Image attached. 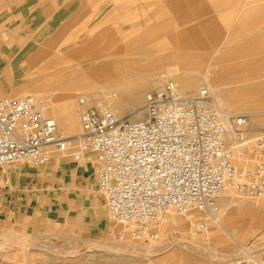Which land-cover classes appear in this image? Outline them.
<instances>
[{
	"label": "rangeland",
	"instance_id": "rangeland-1",
	"mask_svg": "<svg viewBox=\"0 0 264 264\" xmlns=\"http://www.w3.org/2000/svg\"><path fill=\"white\" fill-rule=\"evenodd\" d=\"M23 1V38H27L38 26L52 29L50 34L47 33L49 29L38 33H44L42 39H47L46 45L35 49L36 52L39 50L40 60L37 58L33 64L27 62V67L35 68L48 60L60 59L66 71L71 68H79L84 73L90 71L92 79L88 85L56 91L54 87H46V78L40 76L35 86L29 84L27 88H16L10 95H0V100L32 95L43 99L38 101L41 106L49 107L50 102H55L65 111L69 104L62 96L61 99L57 96L69 93L68 96H74L72 103L80 121L83 112L80 98L87 96L92 100H102V96L109 92L103 94L100 90V85H103L101 77L105 72L100 68L104 64L111 66L108 74H115L119 66L126 63L129 66L126 69L133 75L142 76L147 72L151 76H166L157 87L146 90L147 95L159 90L166 79L175 82L180 79L173 73L169 74L167 70L172 67L181 66V70L189 74V80L195 79L196 74L208 72L216 74L214 79H218L219 75L223 78L222 106L231 112V122L237 115L246 114L248 119L244 143L233 142L230 133L225 138L234 166L240 170H254L263 164L264 153L258 151L257 140H264V86H261L264 83V0ZM164 1L169 11L178 13L159 14V7L164 8ZM165 19L166 24L162 22ZM135 25H145L146 30H130ZM213 34L221 39L220 43L226 40V46H194H208ZM124 42L131 45L124 46ZM79 48L101 51L90 55L88 60L86 53L73 54ZM221 67L224 72L218 71ZM20 80L15 78L14 81ZM176 85L182 93H195L205 87L202 84L197 89L182 91L179 83ZM85 89L90 91L75 92ZM147 95L143 100L124 95L116 116L140 118ZM249 111H258L259 114L247 113ZM237 146L242 151L241 157L246 159L243 163L235 157ZM73 151L66 152L64 156L69 162L77 163L72 159ZM47 165L27 162L6 165L10 171L21 166L42 169L43 176L27 175L11 179L10 188L20 201H13L10 210L6 205L0 208V264L262 263L264 228L258 217L264 214V189L250 198L239 195L233 186L229 187L232 194L230 207L221 212L217 207L219 198L216 202L224 225L215 222L217 217L209 212L193 209L188 213H179L172 210L171 215L167 214L159 225L152 228L151 235H157V239L151 236L134 239L127 234L125 239L120 240L114 236L115 228L108 213L107 201L97 192L94 177L91 174L87 179L83 174L66 175L61 168L48 173L53 161ZM84 193L88 195L84 197ZM57 194L60 195V204L50 202L52 195L56 197ZM83 197L88 200L89 206L84 210L81 208ZM97 198L100 204L95 206L101 208L95 209L93 205ZM247 205H252V209H247ZM236 206L240 209L233 212ZM95 210L105 216V229H95L91 223L93 215L94 219L98 218L95 217ZM203 222L209 223L208 228L192 236L193 230ZM109 223L111 226H107Z\"/></svg>",
	"mask_w": 264,
	"mask_h": 264
},
{
	"label": "built area",
	"instance_id": "built-area-1",
	"mask_svg": "<svg viewBox=\"0 0 264 264\" xmlns=\"http://www.w3.org/2000/svg\"><path fill=\"white\" fill-rule=\"evenodd\" d=\"M114 96L80 98L82 130L74 137L63 136L32 95L1 99L0 167L21 162L45 166L53 149L69 152L76 142L74 161L87 153L96 158L98 193L107 201L114 236L120 240L127 234L157 239L151 230L170 210L209 212L220 221L216 200L228 184L250 198L264 189V161L254 170L234 166L225 140L228 131L212 107L208 88L182 94L166 79L148 94L138 119L116 116L109 107ZM232 121L233 142L244 143L247 117ZM257 143L264 153V140ZM205 230L201 223L191 235Z\"/></svg>",
	"mask_w": 264,
	"mask_h": 264
},
{
	"label": "bare ground",
	"instance_id": "bare-ground-1",
	"mask_svg": "<svg viewBox=\"0 0 264 264\" xmlns=\"http://www.w3.org/2000/svg\"><path fill=\"white\" fill-rule=\"evenodd\" d=\"M123 44H124V46H130L131 45L130 43H127V42H124ZM194 46L205 47V48L208 47V46H204V45H194ZM80 49L81 48H79L78 51L76 50L75 53H73V54L77 55V53H79V54L86 53V55L88 56V60H90V58H89L90 55H92L93 53H98V51L99 52L101 51V50H94V49L91 50L88 48H86V50H80ZM75 60H77V59H75ZM63 65H64L63 62L60 61V59H59V61L58 60H48L47 63L40 65V71L41 72L38 74L35 73L36 74L35 78H29V79H26V81L28 82V84H32V86H35V83L38 82L37 78L42 76V77L46 78V80L44 81V83L46 84V87H51V88L54 87L56 91H58L59 88H63L64 89L63 91H65L67 89L71 90L73 86L88 85V83L92 79V75H91L92 73L90 71L87 73H84L83 72L84 70L81 71V69H79V68H77V70L71 68V70L66 71V68ZM117 65H118V63H117ZM82 67H84V66H82ZM110 67H111L110 64H104L101 66V68H100L101 71H105L101 77L102 82L101 81H96V82H99V83L101 82L103 85H100L99 83H96V82H95V84L100 85V90L102 91L103 94L109 91L108 93L111 92L115 95L109 101V107L115 113V115H117V108L120 104L119 102L123 98L124 95H127L128 97L134 98V100L135 99L143 100L144 97L147 95V94H145L146 90H150L152 88L157 87L161 83V80L163 81L166 78V76H163V75L159 76V77L151 76L147 72L143 73L142 76L133 75L129 72L130 70L126 69L129 67L126 65V63L125 64L122 63V65L119 66L120 69L118 71H116L115 74L114 73L108 74L107 71L110 69ZM87 69H89V67ZM167 71H170V73H169L170 75H171V73H173V74H175L174 75L175 77L180 78L179 80H176V82L179 83V85L182 88V91H184V90L185 91L186 90L191 91L192 89H197L198 86H200V85L202 86V84H204V86L206 88H208L211 93L214 94L216 110H215L214 103H212V107L214 108V111L216 112L219 121L224 125V127L226 128L228 133H230L232 135V139H233V123H232L233 121L231 122V115L232 114H231V112L226 111L222 106V103L224 102V98L222 96V90L225 87L223 78L222 77L220 78V75L217 74V75H219L218 79H214V76H216V74L212 75L211 73L207 72L205 74H196L194 76L195 79L189 80V78H188L189 74L187 73V71H182L181 66L172 67V68H170V70H167ZM218 71L224 72L223 67H221V69H218ZM222 72L220 74H223ZM173 82L176 83L175 81H173ZM177 88H178V86H177ZM178 90H179V88H178ZM83 91H85V93H86L90 90L85 89L82 91L78 90L75 92H76V94H79V93H82ZM179 92H180V90H179ZM180 93H182V92H180ZM64 94L66 95V93H64ZM68 94L66 96L63 94L57 96V98H59V99L64 98V101L69 104L68 110L62 111L60 107L56 106L55 102H50L49 107L41 106L39 102H38V105L42 109V111L44 112V114L46 116L50 115L49 117H52L56 120L58 127H60L61 133H63L62 134L63 136L72 137V136H76L77 134H79L81 132L82 123H81V115H80V121H79V117L77 115V113H78L77 109L72 103L74 96L70 97V96H68ZM182 94H184V93H182ZM36 97L37 96H35V98ZM105 97H106V95L102 96V99H104ZM7 98H10V97H7ZM12 98H14V97H12ZM75 98H76V96H75ZM87 98H89V97H87ZM89 99L92 100L91 98H89ZM36 100L42 101L43 99H40L38 97V98H36ZM247 113L259 114L258 111H249ZM244 115H246V114H244ZM246 138H247V132H246ZM249 142H250V140H249ZM76 147H77V145L74 144L73 149ZM69 152H67V153H69ZM65 153H60V152L54 150L51 153L52 154L51 155V161L60 163L62 161L61 157L63 158ZM241 153H242V151L240 149V146H237L235 149V157L239 163H243V161L246 160L244 157L243 158L241 157ZM92 155L93 154H91V153L84 154L82 159L78 163H76L77 165L80 166V170H83V168H82L83 164L92 162L91 160L94 158ZM95 163H96V168H97L98 164H97L96 160H95ZM4 166L6 168V165H4ZM21 167L25 168V166H21ZM59 167H61V166H59ZM29 168L32 169V167H29ZM231 186H233V188L235 190V186L233 184H228L226 186V188L224 189V191L221 193V195L218 197L219 201H218L217 207L220 208L221 212L226 211L230 207V204L232 202V194H231V191H229V189H228L229 187L231 188ZM98 202L100 204L99 199H98ZM216 202H217V200H216ZM172 213H173V211L170 210L168 214L171 215ZM169 219H171V218L169 217ZM219 220L220 221L217 220L215 222H217L221 225H224L222 223V220L221 219H219ZM189 223H191L190 220H189ZM203 223L205 224V228L207 229L209 223L208 222L207 223L203 222ZM188 244H189V242H188ZM191 244H193V243H191ZM259 264H264V257L262 258V263H259Z\"/></svg>",
	"mask_w": 264,
	"mask_h": 264
},
{
	"label": "crops",
	"instance_id": "crops-1",
	"mask_svg": "<svg viewBox=\"0 0 264 264\" xmlns=\"http://www.w3.org/2000/svg\"><path fill=\"white\" fill-rule=\"evenodd\" d=\"M164 8L159 7L160 11L159 14L167 15V14H176L178 12L169 11L167 7V2L164 1ZM23 10H24V1L23 0H0V95H10L11 93H14V89L16 88H27L29 86L28 82L22 81L29 78H35V75L40 73V66H36L35 68H29L27 67V62L34 63L37 58L38 60L40 57L39 50L38 52L35 51L36 48H41L42 45H46V40H43L42 37H44V33L38 34L40 30H47V33H52L51 27L49 26H41V27H35V31L32 32L28 37L23 38V30H24V18H23ZM164 10V11H163ZM35 17L32 18V22L35 24ZM51 18L48 19L47 23L49 24ZM55 21V19H54ZM53 21V22H54ZM64 21V20H63ZM163 23H167V19L162 21ZM47 24V25H48ZM60 29L59 31H61ZM130 30H146L145 25H135L130 28ZM217 34L211 35V38L208 41V47H225L227 41L224 39V43H220L219 41L221 39H218L216 36ZM206 38V37H205ZM42 39V40H41ZM204 38H200L202 40ZM207 39V40H208ZM87 45V44H86ZM228 45V44H227ZM48 47V46H46ZM45 48V47H42ZM33 50V52H31ZM47 54V53H45ZM34 69V71H32ZM17 73H19L17 77ZM36 73V74H35ZM15 78L21 79V82L14 81ZM8 80H12L9 82ZM17 82V84H15ZM264 86V83L261 85ZM30 87V86H29ZM76 144L74 142L72 144V151H73V145ZM77 145V144H76ZM75 151V150H74ZM73 151V152H74ZM94 159H92L90 163H85L82 165L83 170H80V166L76 163L69 162L68 160L61 157L62 161L60 163L54 162L53 165L49 166V172H53L55 169L61 168L66 175L70 176H77L80 174L84 175V178L87 179L90 174L94 177V182L97 189V183L95 178V170H96V163H95V156L92 155ZM73 159V157H72ZM64 161V162H63ZM74 161V159H73ZM79 162V161H75ZM97 162V161H96ZM24 163V162H21ZM64 164V165H62ZM66 165V166H65ZM92 167H91V166ZM48 166V165H47ZM61 166V167H59ZM89 167V168H88ZM86 169V170H85ZM68 172V173H67ZM43 176V170L38 168H32L30 169L28 166H25V168L22 167H16L13 171L8 170L5 168V166L0 167V184L2 183V186L0 185V208L5 205L7 206L8 210H10V207L12 206V202L20 201V197L13 194V191L11 190V179L13 178H21L23 176ZM6 181L8 182L6 184ZM88 195L87 193H84V197ZM83 197V201L81 204V208L84 210L85 208L89 207L87 205L88 200ZM50 202L52 203H58L60 204L61 199L60 195L57 194L56 197L52 195ZM264 202V201H263ZM99 204L98 199L94 202V208L98 209L101 208L100 206H95V204ZM246 206V205H245ZM264 207V203L262 205ZM252 205H247V209H252ZM237 209H240V206H236L233 209V212H238ZM103 211V210H102ZM95 213H97V210H95ZM99 214V213H97ZM96 214L94 219V215L91 217V223L94 225L95 229L101 230L102 228L105 229L104 221L105 216H102V214L99 216ZM88 213L86 214V217ZM104 220V221H103ZM258 222L263 225L264 228V214L261 217H258ZM107 226H111L110 223ZM262 237H264V230L262 232Z\"/></svg>",
	"mask_w": 264,
	"mask_h": 264
}]
</instances>
